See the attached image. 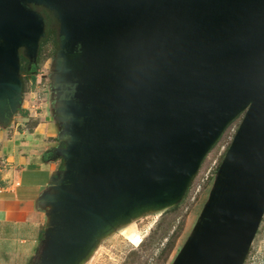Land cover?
I'll list each match as a JSON object with an SVG mask.
<instances>
[{"label": "water", "instance_id": "1", "mask_svg": "<svg viewBox=\"0 0 264 264\" xmlns=\"http://www.w3.org/2000/svg\"><path fill=\"white\" fill-rule=\"evenodd\" d=\"M27 4L57 8L82 63L40 264H73L118 214L180 194L245 111L178 263L241 264L264 212V0H0V112L44 34Z\"/></svg>", "mask_w": 264, "mask_h": 264}, {"label": "rangeland", "instance_id": "2", "mask_svg": "<svg viewBox=\"0 0 264 264\" xmlns=\"http://www.w3.org/2000/svg\"><path fill=\"white\" fill-rule=\"evenodd\" d=\"M26 6L44 19L46 26L36 54L28 57L24 48L19 52L23 100L46 111L44 103L54 89L49 76L64 49L62 17L51 5ZM37 111L39 114L41 109ZM244 116L242 111L226 125L180 194L118 214L91 235L73 264H178L210 204L224 158ZM142 234L143 240L133 243V237ZM40 257L41 253L34 264L41 263ZM241 264H264V212Z\"/></svg>", "mask_w": 264, "mask_h": 264}, {"label": "crops", "instance_id": "3", "mask_svg": "<svg viewBox=\"0 0 264 264\" xmlns=\"http://www.w3.org/2000/svg\"><path fill=\"white\" fill-rule=\"evenodd\" d=\"M81 66L79 58L63 49L49 76L54 89L44 103L47 110L33 101L29 106L23 100L22 85L14 109L5 107L0 112V160L4 161L0 167V264H34L41 252L53 222V198L64 176L69 107ZM66 85H72L73 96L60 102Z\"/></svg>", "mask_w": 264, "mask_h": 264}, {"label": "flooded vegetation", "instance_id": "4", "mask_svg": "<svg viewBox=\"0 0 264 264\" xmlns=\"http://www.w3.org/2000/svg\"><path fill=\"white\" fill-rule=\"evenodd\" d=\"M43 23H44V29H45V20L44 19H43ZM20 50H19V52H20ZM77 50H78V48H75L74 52H77ZM19 58H20V55H19ZM72 90H73L72 85H66L64 87L63 91L61 92V95L59 96V101L60 102L69 101L72 98V96H73V91Z\"/></svg>", "mask_w": 264, "mask_h": 264}, {"label": "bare ground", "instance_id": "5", "mask_svg": "<svg viewBox=\"0 0 264 264\" xmlns=\"http://www.w3.org/2000/svg\"><path fill=\"white\" fill-rule=\"evenodd\" d=\"M143 235L145 236V234H142V235H137V236L133 237L132 241H133V240L135 241V242H133V243H139L140 240H141L142 238H144ZM142 240H143V239H142Z\"/></svg>", "mask_w": 264, "mask_h": 264}, {"label": "built area", "instance_id": "6", "mask_svg": "<svg viewBox=\"0 0 264 264\" xmlns=\"http://www.w3.org/2000/svg\"><path fill=\"white\" fill-rule=\"evenodd\" d=\"M2 165H4V161L0 160V167H2Z\"/></svg>", "mask_w": 264, "mask_h": 264}, {"label": "trees", "instance_id": "7", "mask_svg": "<svg viewBox=\"0 0 264 264\" xmlns=\"http://www.w3.org/2000/svg\"><path fill=\"white\" fill-rule=\"evenodd\" d=\"M45 26H46V22H45ZM33 79H34V78H33ZM36 260H37V258H36ZM36 260H35V261H36Z\"/></svg>", "mask_w": 264, "mask_h": 264}]
</instances>
